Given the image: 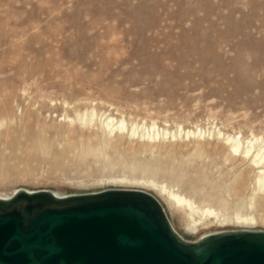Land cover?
<instances>
[{
    "label": "rangeland",
    "instance_id": "1",
    "mask_svg": "<svg viewBox=\"0 0 264 264\" xmlns=\"http://www.w3.org/2000/svg\"><path fill=\"white\" fill-rule=\"evenodd\" d=\"M254 138L264 0H0L1 196L141 191L187 242L264 231ZM170 193L218 216L189 227Z\"/></svg>",
    "mask_w": 264,
    "mask_h": 264
},
{
    "label": "water",
    "instance_id": "2",
    "mask_svg": "<svg viewBox=\"0 0 264 264\" xmlns=\"http://www.w3.org/2000/svg\"><path fill=\"white\" fill-rule=\"evenodd\" d=\"M211 235L185 241L141 191L0 198V264H264V231Z\"/></svg>",
    "mask_w": 264,
    "mask_h": 264
},
{
    "label": "bare ground",
    "instance_id": "3",
    "mask_svg": "<svg viewBox=\"0 0 264 264\" xmlns=\"http://www.w3.org/2000/svg\"><path fill=\"white\" fill-rule=\"evenodd\" d=\"M108 128L114 129V126H112L111 124L108 123ZM260 139L261 138H254V139L250 140L249 142H247L246 146L244 145L245 151L243 152V158L245 160L250 159L251 165L255 168L260 169L259 173L261 176H259L260 180L259 179L258 180H259V182L263 181V183H264V141H263L264 139H262V141H261L262 146L261 147L259 146L260 148H258V150L255 153V143L260 142ZM230 140L232 142L231 143L232 144V147H231L232 150L235 153L240 152L243 148V144H242L241 140H239L236 136H235V138L229 139V141ZM260 187H261V185H260ZM164 189L166 190L165 187H164ZM13 195L14 194L8 195V196H1L0 195V198L10 199L13 197ZM170 197L177 204H179L181 207L182 206L185 207L184 210H185L186 215H187L189 227H197V218H199V221H203V219H206L207 217L218 216V213L214 209H211V208L201 209L192 200L187 199L185 196H181L178 193H170ZM179 205H178V207H179ZM237 219L245 221L246 223L247 222L253 223V221H254V218H248V217L246 218V217H240V216H238ZM210 236H212V235L204 236V239L208 238Z\"/></svg>",
    "mask_w": 264,
    "mask_h": 264
}]
</instances>
